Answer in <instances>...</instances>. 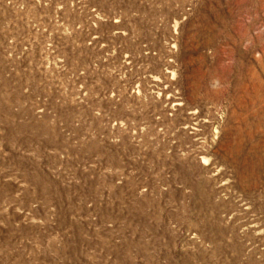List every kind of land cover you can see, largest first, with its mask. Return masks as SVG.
<instances>
[{
	"label": "rangeland",
	"instance_id": "1",
	"mask_svg": "<svg viewBox=\"0 0 264 264\" xmlns=\"http://www.w3.org/2000/svg\"><path fill=\"white\" fill-rule=\"evenodd\" d=\"M0 264H264V0H0Z\"/></svg>",
	"mask_w": 264,
	"mask_h": 264
}]
</instances>
